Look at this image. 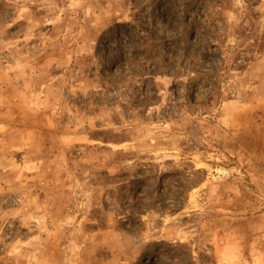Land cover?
I'll return each mask as SVG.
<instances>
[{"label":"rangeland","instance_id":"374dc122","mask_svg":"<svg viewBox=\"0 0 264 264\" xmlns=\"http://www.w3.org/2000/svg\"><path fill=\"white\" fill-rule=\"evenodd\" d=\"M264 0H0V264H264Z\"/></svg>","mask_w":264,"mask_h":264},{"label":"trees","instance_id":"16d2710c","mask_svg":"<svg viewBox=\"0 0 264 264\" xmlns=\"http://www.w3.org/2000/svg\"><path fill=\"white\" fill-rule=\"evenodd\" d=\"M262 49H264V48H262Z\"/></svg>","mask_w":264,"mask_h":264}]
</instances>
